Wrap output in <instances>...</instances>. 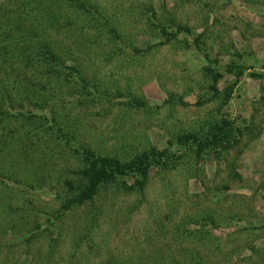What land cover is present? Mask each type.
Listing matches in <instances>:
<instances>
[{
	"label": "rangeland",
	"instance_id": "rangeland-1",
	"mask_svg": "<svg viewBox=\"0 0 264 264\" xmlns=\"http://www.w3.org/2000/svg\"><path fill=\"white\" fill-rule=\"evenodd\" d=\"M70 1L0 0V62L25 22L78 69H24L47 103L19 106L32 89L7 69L24 64L2 62L0 106L14 113L0 115V264H264V0ZM230 62L247 66L238 79ZM224 121L225 148L185 138ZM152 146L173 156L142 188L120 176L62 208L84 147Z\"/></svg>",
	"mask_w": 264,
	"mask_h": 264
},
{
	"label": "trees",
	"instance_id": "trees-1",
	"mask_svg": "<svg viewBox=\"0 0 264 264\" xmlns=\"http://www.w3.org/2000/svg\"><path fill=\"white\" fill-rule=\"evenodd\" d=\"M77 0H71L72 4H75ZM77 7L84 9L85 11L92 12L93 6L85 5L84 2H78ZM20 27L22 32H24V36H20L17 38V42L10 43L4 49V54L2 57V61L0 62V69H3V61L4 62H23L24 66H8L7 71L10 74L16 76V78H20L23 84H26L30 89H32V93L28 96H23V99L18 105H24L26 102H31L32 104L40 107H44L47 96L43 94H47L45 91L41 92V86L43 84H39V81L36 80L34 76L20 75L22 72L24 73V69L32 66H42L40 69L41 73H46L53 75L60 74H69V69L78 70L75 65H71L70 63H66L63 58L57 53V51L53 48L50 41L42 37L40 32L35 26L26 25L25 22H21ZM177 26V28H183ZM178 30V29H177ZM163 32V31H162ZM171 32L170 34H175ZM165 33V32H163ZM197 40V39H196ZM37 64V65H35ZM247 66L241 63L230 62L226 65V71L230 73H234L238 79L243 75ZM211 74L216 80L221 76V72L216 70L215 68H210ZM13 72V73H12ZM20 72V73H18ZM79 73V72H78ZM6 74V73H5ZM253 76H262V72H250ZM81 81L85 80L84 76L79 75ZM0 79V82L3 81ZM1 86H4L5 83L1 82ZM84 83L83 85H85ZM40 85V86H39ZM6 92L3 98L10 99L11 92L4 89ZM41 93H40V92ZM39 92V93H38ZM35 96V97H34ZM27 97V98H26ZM38 101H41L38 103ZM17 105V106H18ZM16 108V107H15ZM13 108L9 107V105H5L3 107L0 106V115H5L7 113H14L12 111ZM18 112H21L18 111ZM46 118L45 128L47 131L54 132L56 135H59L66 142H70L72 140V132L67 129L64 133L60 132V125H55L53 118L47 119V115H44ZM54 117V115H52ZM227 126L223 124H217V132L212 134L210 139H197L194 134H187L185 138H191L196 142V152L199 153L202 149L211 147L213 145H220L222 147L228 146L224 139L232 132V125L230 122L224 121ZM221 133V134H220ZM79 151V150H78ZM80 157L82 159V165L79 168L78 175L76 178V185L73 187V191L67 195L61 206L63 209L70 208L74 205H79L84 203L87 200H92L94 195L97 193L98 189L101 185L105 184H120L119 178L120 176H128L131 175L134 177V183L138 185V188H142L145 182L148 180L150 168L153 165H158L160 167H165L171 161L173 154L169 153L165 150H157L154 146L149 149H144L138 153H135L131 157L121 158L116 155L97 153L89 147H84L82 151L79 152ZM66 183L71 185L69 181L65 180ZM125 183V180L121 181Z\"/></svg>",
	"mask_w": 264,
	"mask_h": 264
}]
</instances>
